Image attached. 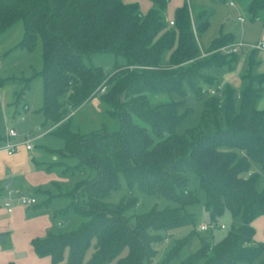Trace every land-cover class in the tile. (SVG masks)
<instances>
[{
    "label": "trees",
    "instance_id": "1",
    "mask_svg": "<svg viewBox=\"0 0 264 264\" xmlns=\"http://www.w3.org/2000/svg\"><path fill=\"white\" fill-rule=\"evenodd\" d=\"M149 1L142 14L136 2L123 0H0V33L21 21L17 47L30 50L37 37L42 41L40 111L54 134L64 139L62 148H45L55 158L44 167L60 176L86 173L70 187L55 183L56 192L38 190L40 205L63 203L53 211L55 218L75 215L77 223L33 238V250L49 256L51 264H80L94 238L85 264H107L114 258L115 264H152L157 244L167 240L164 233L190 226L157 264H264V243L254 240L251 225L264 214V107L257 105L264 72L252 70L255 49L247 57L240 89L220 84L218 70L231 69L237 60L236 52L220 50L233 43V35L223 34L202 49L196 32L207 26L203 11L193 21L184 2L169 24L164 16L169 0ZM247 11L264 21V0H250ZM95 52L125 59L106 80L107 91L99 94L104 113L115 119L116 127L103 120L97 131L80 133L63 120L64 107L90 99L105 80L100 66L83 61ZM18 79L23 85L13 92L15 104L23 100L31 78ZM208 87L214 93L206 92ZM171 93L201 100L197 123L181 132L177 126L188 109L179 113L183 100L172 99ZM150 94L169 97L152 102ZM188 171L198 177L211 221L227 210L241 223L217 241L201 239L196 250L181 257L197 235L195 216L185 210L196 200ZM119 174L130 186L163 195L177 206H153L126 216L137 204L134 196L116 203L106 200L118 187ZM123 248L127 251L119 256Z\"/></svg>",
    "mask_w": 264,
    "mask_h": 264
},
{
    "label": "rangeland",
    "instance_id": "2",
    "mask_svg": "<svg viewBox=\"0 0 264 264\" xmlns=\"http://www.w3.org/2000/svg\"><path fill=\"white\" fill-rule=\"evenodd\" d=\"M123 1L128 3L136 2L142 14L146 13L151 5L149 0ZM249 1L250 0H169L164 11V16L166 19H172L174 17V11L176 7L182 5L184 2H186L189 7L193 21H195V16L199 12L203 11L205 19L207 20V26L204 30L196 32L197 42L202 49H207L215 38L227 33H231L233 35L234 44L261 43L264 42V21L260 18H252L250 16L247 11V4ZM238 16H242L244 20L240 21ZM22 34L23 26L21 21H17L5 31L0 33V155L3 153L1 145L4 143L7 128L13 127L16 131L13 141L18 145L13 152H18L21 148H23L25 146L26 139L29 138L32 142L33 149L29 151L30 156L28 157V160L32 163V156L34 155L35 151H44V157L49 158L50 155L46 153L47 151L45 148H62L64 146V139L54 134L53 129H50L49 127L51 125L50 122L45 120V117L40 111V107L43 104V77L39 73L43 66L41 38L37 37L33 48L29 50L17 47L18 42L22 38ZM255 51L258 53V55H262L264 48H257ZM242 54H244V52L237 51V58H239ZM83 61L86 65L100 66L106 74V78L103 83L97 87V93H95L90 99L83 101L78 106H65L64 109L66 115L63 120L68 122L69 127L72 130L78 131L80 133L97 131L100 128L103 120L106 126L115 128L116 121L114 118H110L104 113V104L100 100L99 94L105 93L107 91L109 84L106 85V80L114 74L116 71V66L124 64L125 59L123 56L115 55L111 52H95L84 56ZM221 72L224 71H222V69L218 70L219 82L223 79ZM28 77L31 79L28 88L23 94L24 98L21 102L15 104V96L13 95V92L20 90L23 85V82H20L18 78ZM210 88L211 87H208L206 92H210ZM170 96L176 101L183 100V103L179 105L177 109L179 113H183L186 109H188L184 120L177 126V131L181 132L185 127L196 124L201 111V100L195 98L192 95L181 98L176 93H171ZM167 97L169 96L164 94H150V100L152 102L165 100ZM263 103L264 94L262 93L257 105H264ZM23 104H26L27 109H23ZM58 127L59 126H57V128ZM45 129H47L48 132L38 137L36 136ZM8 169V166H5L4 171L7 172ZM54 172L60 176L57 173V170ZM11 175L14 176V174ZM187 175L189 178V189L195 195L196 200L193 203L187 204L185 206V210L187 212L193 213L195 216V230L197 235L192 237L189 247L181 250V257H184L189 252L196 250L201 244V239H209L212 237L213 242L217 241L231 226H238L241 223V218L239 216L232 217L227 210H224L216 217V222L218 224H223V228L201 230L199 228L200 224L211 221L210 213L204 208V192L200 187L197 175L193 171H188ZM23 176V173L16 174L14 176V183L19 181V184H22ZM85 176L86 173L80 175L60 176L62 183L61 187H70L75 180ZM53 189L54 192L58 190L56 186H54ZM131 196L136 198L137 204L133 210L125 212V215L129 217L134 213L138 214L145 212L153 206L158 208H163L165 206H177L175 201H172L163 195L141 191L136 184L130 186L121 174H119L118 187L110 191L106 200L111 203H116L121 198ZM14 203L16 202H13V204ZM53 203H56V201L52 202V204ZM260 215L264 216V214ZM263 216L255 219L252 223V226L255 230L254 237L258 241L264 243ZM57 219L60 221L59 223H57ZM51 220V230L53 231L68 230L75 227L77 223V217L75 215H68L62 218H55L52 215ZM190 229V226H183L170 230L168 233H164V236L167 237V240L161 241L159 244H157V254L153 259L152 264H157L160 262L167 253L168 249L173 245L174 241L177 238L186 235ZM95 242L96 241L94 238L91 239L90 245L85 251L80 264L86 263L87 259L91 255ZM126 251L127 248H123L119 256L124 255ZM37 258L41 257L39 256ZM65 259L66 252L64 254L63 260ZM115 262L116 258L112 259L107 264H115ZM251 264L259 263L258 260H256Z\"/></svg>",
    "mask_w": 264,
    "mask_h": 264
},
{
    "label": "crops",
    "instance_id": "3",
    "mask_svg": "<svg viewBox=\"0 0 264 264\" xmlns=\"http://www.w3.org/2000/svg\"><path fill=\"white\" fill-rule=\"evenodd\" d=\"M250 50H244V54L237 58L234 64L236 66L233 65L231 69L222 70L224 72H221L223 79L220 80V84L228 83L236 88L237 91L240 89V76L247 68L246 60L249 53H251ZM252 52L255 62L252 65L253 72H264V52L262 55H258L255 50ZM262 93L264 94V82ZM259 107H264V105ZM49 127L51 128V125ZM2 146L3 144L1 148ZM32 149L33 145L31 149H26L24 146L18 152L7 154L6 150L2 148L3 153L0 155V264H9L10 262L13 264H51V259L47 255L37 258L39 256L34 252L31 240L35 237H42L47 230H51L53 211L63 206V203L59 201L53 204L50 203L47 206L40 205L39 203L43 200V196L38 190L53 191L55 183H62L60 176L44 167L46 162L54 159L55 156L46 152L50 155L48 158L44 157V151H35L31 163L28 157L30 156L29 151ZM5 166L9 168L7 170L8 173L4 171ZM22 173L24 174L23 183L19 184V181L14 183V176ZM11 174H14V176ZM19 193L34 196L37 202L28 205L20 204L17 200ZM8 197L12 204L11 211H8L4 205V201ZM13 202L16 203L13 204ZM262 216L255 217L251 221V225L255 219ZM59 222L58 220L57 223ZM254 240L258 241L255 237Z\"/></svg>",
    "mask_w": 264,
    "mask_h": 264
},
{
    "label": "built area",
    "instance_id": "4",
    "mask_svg": "<svg viewBox=\"0 0 264 264\" xmlns=\"http://www.w3.org/2000/svg\"><path fill=\"white\" fill-rule=\"evenodd\" d=\"M238 19L239 20H243V17L241 16H238ZM173 21L172 19L169 20V24H172ZM263 49L264 48V42H261V43H256V44H247V43H238V44H228V45H225V46H222L220 47V50L224 51V52H237V51H244V50H249V49ZM211 93H214V90H210ZM48 131V130H47ZM46 130L41 132L38 136L44 134L47 132ZM16 135V131L14 128L12 127H8L7 128V133H6V138L4 140V143H3V146L2 148L6 150L7 154H11L16 148H17V143L13 141V137H15ZM25 148L26 149H31L32 148V142L31 140L28 138L26 139V142H25ZM263 183H264V177H263ZM17 200L20 204H23V205H28V204H33V203H36V198L34 196H29V195H25V194H22V193H19L17 195ZM4 205L7 207V210L8 211H11L12 209V204H11V200L10 198L8 197L5 201H4ZM215 227H220V228H223L224 225L223 224H218L214 221H211V222H206V223H202L200 224L199 228L201 230L205 229V230H213Z\"/></svg>",
    "mask_w": 264,
    "mask_h": 264
}]
</instances>
